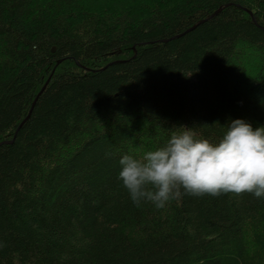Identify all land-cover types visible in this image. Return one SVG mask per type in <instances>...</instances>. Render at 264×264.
Here are the masks:
<instances>
[{"label":"trees","instance_id":"1","mask_svg":"<svg viewBox=\"0 0 264 264\" xmlns=\"http://www.w3.org/2000/svg\"><path fill=\"white\" fill-rule=\"evenodd\" d=\"M235 119L264 127V0H0V264H264V198L119 179Z\"/></svg>","mask_w":264,"mask_h":264},{"label":"clouds","instance_id":"2","mask_svg":"<svg viewBox=\"0 0 264 264\" xmlns=\"http://www.w3.org/2000/svg\"><path fill=\"white\" fill-rule=\"evenodd\" d=\"M225 127L218 143L197 139L192 128L181 126L183 131L164 145L139 157L124 155L119 179L132 202L161 209L182 195L249 193L264 198V127L254 129L244 119Z\"/></svg>","mask_w":264,"mask_h":264},{"label":"rangeland","instance_id":"3","mask_svg":"<svg viewBox=\"0 0 264 264\" xmlns=\"http://www.w3.org/2000/svg\"><path fill=\"white\" fill-rule=\"evenodd\" d=\"M251 63H252V65L256 64L254 59L251 60Z\"/></svg>","mask_w":264,"mask_h":264},{"label":"water","instance_id":"4","mask_svg":"<svg viewBox=\"0 0 264 264\" xmlns=\"http://www.w3.org/2000/svg\"><path fill=\"white\" fill-rule=\"evenodd\" d=\"M47 82H48V81H47ZM44 88H45V87H43V89H44ZM43 89H42V90H43ZM42 90H41V91H42ZM40 93H41V92H40Z\"/></svg>","mask_w":264,"mask_h":264}]
</instances>
